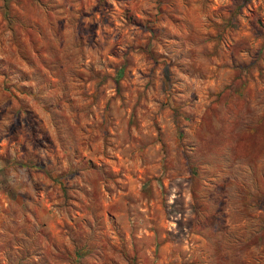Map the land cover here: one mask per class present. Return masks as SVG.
<instances>
[{
	"label": "rangeland",
	"instance_id": "obj_1",
	"mask_svg": "<svg viewBox=\"0 0 264 264\" xmlns=\"http://www.w3.org/2000/svg\"><path fill=\"white\" fill-rule=\"evenodd\" d=\"M0 264H264V0H0Z\"/></svg>",
	"mask_w": 264,
	"mask_h": 264
},
{
	"label": "trees",
	"instance_id": "obj_2",
	"mask_svg": "<svg viewBox=\"0 0 264 264\" xmlns=\"http://www.w3.org/2000/svg\"><path fill=\"white\" fill-rule=\"evenodd\" d=\"M121 72V70H119V73Z\"/></svg>",
	"mask_w": 264,
	"mask_h": 264
}]
</instances>
